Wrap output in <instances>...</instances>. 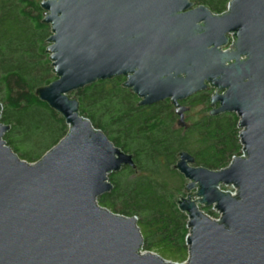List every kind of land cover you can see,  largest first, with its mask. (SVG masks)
I'll use <instances>...</instances> for the list:
<instances>
[{"label":"water","instance_id":"obj_1","mask_svg":"<svg viewBox=\"0 0 264 264\" xmlns=\"http://www.w3.org/2000/svg\"><path fill=\"white\" fill-rule=\"evenodd\" d=\"M40 24L55 79L36 90L57 112L66 134L39 160H20L1 140L0 264H177L150 251L134 217L96 204L109 173L132 158L78 115L73 91L122 77L151 106L214 89L210 115L234 114L244 158L210 171L178 155L186 180L177 209L187 217L181 264H264V0H230L212 14L189 0H42ZM230 35L231 44L223 49ZM215 107V108H214ZM234 187V195L219 186ZM192 191V192H191ZM213 205L219 220L202 208Z\"/></svg>","mask_w":264,"mask_h":264},{"label":"trees","instance_id":"obj_2","mask_svg":"<svg viewBox=\"0 0 264 264\" xmlns=\"http://www.w3.org/2000/svg\"><path fill=\"white\" fill-rule=\"evenodd\" d=\"M40 1L0 0V124L8 127L1 140L29 164L39 160L67 131L63 118L35 94L55 79L48 55H43L50 29L40 24ZM189 1L221 14L230 0ZM123 82L122 77L96 81L70 94L78 104V115L115 148L130 155L134 166L109 173L106 181L111 188L96 198V204L136 219L141 252L157 253L169 247L183 257L187 217L177 209L175 200L183 197L185 185L182 190L173 189L164 176H179L173 166L181 152L192 158L193 167L224 169L231 157L240 154L238 119L229 113L210 115L209 107L204 110L207 116L181 129L175 126L178 117L167 100L139 106ZM185 102L207 104L208 95L198 93ZM208 209L201 210L211 215Z\"/></svg>","mask_w":264,"mask_h":264},{"label":"rangeland","instance_id":"obj_3","mask_svg":"<svg viewBox=\"0 0 264 264\" xmlns=\"http://www.w3.org/2000/svg\"><path fill=\"white\" fill-rule=\"evenodd\" d=\"M68 97L72 98V95L69 94ZM187 106L189 108L182 113V125L183 126H181V124L178 123V120H177V123L175 125L176 127H179L181 129L182 128L186 129L187 127H190L193 122L198 121L199 117L208 115L207 112L204 111V110H207L206 108H208L207 104L190 102L189 104H187ZM236 129L238 131L236 134V140H237V143L240 145L239 136H238V133L240 130L238 128H236ZM197 137L198 136L195 135L196 139H197ZM196 139H193V140H196ZM196 147H197V144H196ZM203 147H205V145H203ZM178 175L180 177L177 176V174H175V173L174 174L168 173L167 175L164 176V181L173 189L175 188V189H181L182 190V187L186 184V180L183 179V177L180 174H178ZM223 189H224V191H228V187H224ZM182 193L185 195L184 190H182ZM210 213L213 214L214 212L211 210ZM135 221H136V219H135ZM187 230H188V228H187ZM186 247H187V245H186ZM150 252L158 255L159 257H161L162 259H164L166 261L177 263V264H181V263L185 262L186 258H187V251H186V255L181 257L180 255H178V253L175 251V249L169 248V247H165L163 250L157 251L158 254L156 252H154L153 250Z\"/></svg>","mask_w":264,"mask_h":264},{"label":"built area","instance_id":"obj_4","mask_svg":"<svg viewBox=\"0 0 264 264\" xmlns=\"http://www.w3.org/2000/svg\"><path fill=\"white\" fill-rule=\"evenodd\" d=\"M230 44H231V39H230V35H228V42H227V45L223 48V49H227L229 46H230ZM237 158H244V155H243V153L241 152V150H240V154L238 155V156H236ZM233 158H235V157H231L230 158V160H229V162H228V164L230 163V161L233 159ZM227 164V165H228ZM224 187H228V191H224ZM219 190H221L222 192H227V193H229L230 194V196H232V195H234V187H232V186H222V185H220L219 186ZM192 192V191H191ZM209 209H208V212H211V210L214 212L213 214L212 213H210L211 215H209L208 213H206V212H203L208 218H210V219H212V220H214V221H218L219 220V213L215 210V209H213V205H211L210 207H208Z\"/></svg>","mask_w":264,"mask_h":264},{"label":"flooded vegetation","instance_id":"obj_5","mask_svg":"<svg viewBox=\"0 0 264 264\" xmlns=\"http://www.w3.org/2000/svg\"><path fill=\"white\" fill-rule=\"evenodd\" d=\"M193 5V4H192ZM194 6V5H193ZM195 7V6H194ZM204 86H205V89L204 90H202V91H200V92H197V93H194L193 95H191V96H189V97H187L186 99H184V100H181V101H179L178 102V105L179 106H181V107H183V108H185L186 110L189 108L187 105H185L186 104V100L188 99V98H190V97H192V96H194V95H196V94H198V93H203L204 95H208V100H209V98L211 97V95L213 94V92H214V89L213 88H211L210 86H209V84L208 83H206V82H204ZM168 101V100H167ZM169 102V101H168ZM207 105H208V108L210 107V105H209V102L207 103ZM215 108V107H214ZM185 110V111H186ZM212 110V108H209V111H211Z\"/></svg>","mask_w":264,"mask_h":264}]
</instances>
